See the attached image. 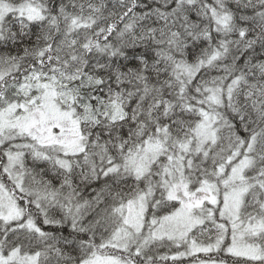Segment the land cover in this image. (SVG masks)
Wrapping results in <instances>:
<instances>
[{
    "label": "trees",
    "instance_id": "trees-1",
    "mask_svg": "<svg viewBox=\"0 0 264 264\" xmlns=\"http://www.w3.org/2000/svg\"><path fill=\"white\" fill-rule=\"evenodd\" d=\"M89 1L92 4L101 1L97 4L102 11L96 14L98 16L90 17L91 24L81 26V30L88 27L94 32L107 10L112 11V16L105 19L104 29L87 42L86 62L80 66L85 74L78 71L80 78L72 83L82 95L90 121L87 130L84 129L86 152L72 160L74 167L77 165L83 170L81 175L86 174L88 178L81 183L82 192L65 194L64 190L70 188L62 181L64 177L58 175L56 183L60 185L49 193L47 185L40 182L39 172L50 174L49 162L65 172L53 153L48 154L49 158L47 150H36V142L31 136L10 137L5 142L7 136L0 139V182L9 192L15 190L23 212L19 221L2 225L0 248L17 228L20 232L25 231V239L10 251L21 247L25 255L37 254L38 250L28 237L32 234L34 239L40 237L38 241L47 240L49 248L73 262L104 255L132 264H192L195 260L199 263L252 264L251 260L229 254L231 243L227 236L219 241L221 236L218 235L215 240L205 243L211 246L221 242L217 243L216 253L200 252L194 254V258L172 259L170 244L177 245L151 241L154 239L149 235L150 221L155 219L152 217L159 216L169 202L167 194L179 184L173 182L166 186L161 183L164 169L170 165L167 155L178 153L184 142L194 138L197 125L205 116L215 120L216 141L207 149L205 157L192 150L183 154L186 160L184 165L179 163V167L183 166L191 183L189 189L215 183L220 192V187L224 188L230 180L229 161L238 162L243 156V160L252 161V164L260 161L262 167L259 174L242 185L246 194L245 209L249 208L252 196L263 198L264 0H0V6L11 11L7 19L13 14L11 6L17 2L34 5L44 16L42 21L17 18L3 23L0 56L24 58L29 50L43 43L50 28L62 30L64 26L80 30L70 21L68 10L72 6H87ZM48 20L49 28L45 26ZM134 24L139 28L132 34ZM141 29L147 31L148 36L131 39ZM36 59H22L8 70L9 76L0 84V107L6 98L17 97L23 66L36 65L40 62ZM73 108L77 109L78 105ZM147 143L162 144L165 156L160 158L162 169L154 171L149 182H140L130 175L127 166L136 155L132 148L139 147L137 152L140 153ZM221 150L225 153L224 160L212 163L210 153ZM15 154L22 156L18 169L23 173L11 179L10 157ZM29 157L42 159L44 165H29ZM188 161L193 164L191 168ZM107 171L109 173L103 178V172ZM20 177L24 185L18 189L15 179ZM150 182L153 193L145 187ZM70 186L74 187V184ZM237 187L241 185L233 189ZM40 190L44 197L39 196ZM137 194L143 195L147 203L145 241L140 239L126 247L117 245L112 236L124 226V205ZM224 195L220 205L224 203ZM95 197H99L100 206H95ZM103 207L108 211L102 219L98 223L90 222ZM261 207L260 201L256 204L258 212ZM210 208L214 214L205 217L204 227L213 226L233 233L231 228L223 230L224 225L230 227V224L222 215L221 206L215 209L211 205ZM254 218H257L256 214ZM111 221H116L117 226L110 233H113L111 237L104 239L106 245L94 241L97 227ZM90 224L97 226L87 227ZM188 245L182 246L184 252L193 253L192 249L188 250Z\"/></svg>",
    "mask_w": 264,
    "mask_h": 264
},
{
    "label": "rangeland",
    "instance_id": "rangeland-1",
    "mask_svg": "<svg viewBox=\"0 0 264 264\" xmlns=\"http://www.w3.org/2000/svg\"><path fill=\"white\" fill-rule=\"evenodd\" d=\"M86 2V1H85ZM84 2V3H85ZM100 2L89 3L87 6L81 5L77 8L70 7L68 12L71 15L70 21L81 30V26H89L90 17L98 16L102 10ZM71 6V3H68ZM76 4V2H75ZM83 4V3H80ZM13 14L7 19L8 8L0 6V30L2 24H8L11 20L17 18H28L31 20L42 21L44 16L39 8L28 3H15L11 6ZM115 12V11H113ZM77 15L79 18H77ZM102 22L96 26L95 31L91 32L87 27L81 31L70 30L63 26V29L50 28L47 37L42 41L39 46L32 48L27 52L24 58H14L0 56V84L3 79L8 75V70L22 59L37 58L40 61L33 66H23L21 76L22 82L18 90L17 97H8L1 102L0 107V139L7 136L4 142L12 139H18L20 136H31L34 139V148L36 150L43 148L47 150V157L50 158L51 152L53 153L56 162L65 170L63 172L54 163H48L51 169L50 174H42L39 172V179L41 183L47 185L49 193L56 191L55 186L60 185L56 183V177L62 175L64 177V184L68 183V194L73 191L82 192V181L87 179L86 174L81 175L83 171L79 166L74 167V160L72 157L79 156L85 153V132L89 127L88 108L83 102L82 95L79 94L73 87L72 83L79 80L82 75L83 67L85 64L84 56L87 54L86 46L92 36L101 32L105 27V19L112 16V11L105 12ZM103 15V16H104ZM50 25V20L46 21L45 26ZM49 28V27H48ZM135 28V29H134ZM132 34H134L139 26L134 24ZM45 29V28H44ZM73 32L75 34H73ZM147 37V31L140 30L131 39L135 40L137 37ZM51 55V57H50ZM39 57H49L47 61L40 60ZM45 66V67H44ZM44 67V68H42ZM42 68V69H36ZM73 71V72H72ZM11 77V76H10ZM78 105V108H73ZM83 126H82V123ZM214 118L205 116L203 120L197 125V130L193 139L184 142L176 154L167 155L169 157V166L164 169V176L161 183L169 186L171 183L178 182L171 189V193L167 194L169 202L161 209L159 216H153L150 221L151 234L149 238H153L159 243L171 242L173 253L169 254L172 259L193 257L194 254L200 252L216 253L218 248L217 243L223 237H229L231 245L229 246V254L244 259L253 261L252 264H264V195L258 197H251L249 208L245 209V188L243 183L259 174L262 169L260 161L252 164V161L243 160V156L238 162L233 160L229 161L231 172L228 176L230 180L224 188L215 183H205L201 187L190 190V181L187 180L183 162L186 160L183 154L195 152L196 155L203 154L206 156L207 149H210L211 144L216 141V132L214 125ZM11 133L8 134V133ZM18 147V145H16ZM139 147H133L136 155L132 157L128 163L127 171L136 180L140 182H149L150 177L154 171L159 168L162 169V161L160 158L164 157L165 148L160 143H147L142 152L138 153ZM36 153V152H34ZM210 160L212 163L216 161H223V150L215 153H210ZM35 155V154H32ZM88 158V155H86ZM29 165L32 163L42 164V159L27 158ZM190 160V159H187ZM71 162L73 164H71ZM179 163H182L179 167ZM22 164V156L19 154L10 157V176L14 179L17 175H22L23 170L18 169ZM189 168L192 167L190 161L187 162ZM72 165V167H71ZM184 165V164H183ZM227 165V166H228ZM233 165V166H232ZM213 167V164H212ZM183 168V169H182ZM207 168H211L208 166ZM114 170H112L113 173ZM7 172V171H6ZM44 172V171H43ZM109 172H103V178ZM77 176V178H75ZM46 181V182H44ZM173 183V184H174ZM235 184L231 186V184ZM74 184L73 186H70ZM172 184V185H173ZM15 185L18 189L23 188L24 180L22 177L15 179ZM151 182L146 183L145 187L148 192H152L150 188ZM241 185V187H236ZM86 189V188H85ZM232 189V190H231ZM262 189L264 190V181ZM189 190V191H188ZM15 190H7V188L0 182V227L6 223L19 221L22 218L23 212L18 205V200L15 196ZM228 191V192H227ZM227 192V193H226ZM66 194V191L64 190ZM226 193V194H225ZM39 196H43V191H38ZM90 194H93L90 192ZM225 194V195H224ZM81 195V193H80ZM223 196L224 203L220 205V198ZM99 197H95V206H100L101 202ZM134 200L129 201L125 207L124 226L120 227L117 232L112 236L113 241L117 245L126 247L127 245H134L140 239L145 241L144 229L147 221V203L145 197L137 194ZM64 199H67L65 196ZM113 201V200H111ZM261 201V211L258 212L256 204ZM214 205L215 209L221 206L222 215L229 221L230 227L224 225L223 230H231L233 233H226L217 227L209 226L204 227L205 217H211L212 213L210 206ZM172 209L168 211L171 207ZM209 206V207H208ZM108 211L105 207L101 208L97 214L91 218L90 222L98 223L103 215ZM209 211V213H205ZM225 215H224V214ZM259 213L260 215H258ZM89 214V213H88ZM88 214L85 217H88ZM214 214V213H213ZM257 218H254V215ZM158 215V214H157ZM244 216L250 219H245ZM243 220V221H242ZM97 224H90L87 227L95 228ZM117 222L113 221L109 224L100 226V240L97 242L101 245H106L107 239L111 237L113 230L116 228ZM148 228V227H147ZM231 228V229H230ZM2 231V229L0 230ZM28 232V231H27ZM110 234V235H109ZM13 238L10 239V244L3 245L0 248V264H62V259L58 258L59 254L55 251H47L46 249H38L37 254L25 255L24 250L19 247L10 250L9 247L18 243L17 237L25 239V231L13 229L11 231ZM32 235V234H31ZM29 235L28 237H33ZM220 235L221 239L211 246L205 243L209 240H215ZM40 240V237L35 236V241ZM150 241V242H151ZM148 242V241H147ZM38 243H43L39 241ZM115 246L117 247V245ZM169 244V243H167ZM188 245V250L192 249L193 253H185L183 245ZM15 247V246H13ZM199 255V254H198ZM60 257V256H59ZM160 257V256H159ZM197 257V256H196ZM191 262L192 264H224L220 262H204L199 263ZM65 264H132L130 262L121 260L117 257H109L104 255L94 256L92 258H85L77 262H66Z\"/></svg>",
    "mask_w": 264,
    "mask_h": 264
},
{
    "label": "bare ground",
    "instance_id": "bare-ground-1",
    "mask_svg": "<svg viewBox=\"0 0 264 264\" xmlns=\"http://www.w3.org/2000/svg\"><path fill=\"white\" fill-rule=\"evenodd\" d=\"M56 180L58 181V179L56 178ZM63 181V180H62ZM64 182V181H63ZM68 184V183H67ZM66 191V194L68 193V189L67 190H65ZM111 222H113V221H111ZM111 222H109V223H111ZM100 226H102V225H100ZM2 229V227H0V230ZM15 229H17V228H15ZM2 231H0V233H1ZM95 233H97V237H95V239H94V241H98V240H100V237H99V234H100V227H97V231L95 232ZM11 238H13L12 239V241L14 242V236L13 235H9L8 236V238H7V243H6V245L8 246L11 242H10V239ZM18 239H19V241H18V243L17 244H15V245H13V246H18V245H20L21 244V240H22V238H20V237H17ZM31 240H32V243H33V246H34V248L36 247V250H38V249H46L47 251H55V250H53V249H51V248H49L48 247V244H46V242H47V240L45 241H43V243H38L39 241L37 240V241H35V239L34 238H31ZM37 242V243H36ZM13 246H11V247H9L10 249L11 248H13ZM8 251H10V250H8ZM86 251V249L84 248L83 249V252H85ZM56 253H58L57 251H55ZM59 254V253H58ZM59 256H60V258H62V259H65L64 260V262H73V261H70L69 259H67V258H65L63 255H61V254H59ZM58 256V257H59ZM83 258V257H82ZM79 261V260H78Z\"/></svg>",
    "mask_w": 264,
    "mask_h": 264
}]
</instances>
